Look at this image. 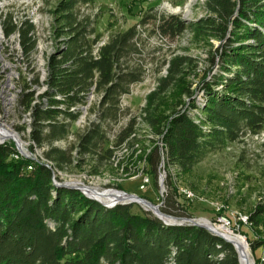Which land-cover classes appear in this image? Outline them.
<instances>
[{
  "label": "trees",
  "instance_id": "trees-1",
  "mask_svg": "<svg viewBox=\"0 0 264 264\" xmlns=\"http://www.w3.org/2000/svg\"><path fill=\"white\" fill-rule=\"evenodd\" d=\"M96 1L62 0L54 12L52 30L62 44L48 61L43 97L54 107L60 105L56 97H64L66 110L33 107L31 141L40 150L47 147L41 151L42 157L60 170L81 167L62 146L55 145L73 135L76 144L70 150L77 148L80 160L86 156L92 174L105 164L111 170L110 165L116 171H130L133 165L126 162L137 159L138 164L147 162L155 176L162 140L167 170L172 166L175 171H166L169 190L160 212L182 216L185 212L176 200L174 178L244 135H258L264 127V0H204L206 15L191 23L164 14L142 19L141 23L152 20V32L169 40L188 31L190 46L207 50L206 68L196 89L202 91L205 101L197 104L192 97V80L199 76L195 74L196 59L173 55L166 75L146 96L140 114L151 145L140 146L144 137L136 133L133 119L115 133L113 147L125 150L120 157L115 149H99L106 138L101 122L118 111L119 97L142 81L141 49L137 47L142 41L136 26L126 31L110 30L106 44L94 58L91 46L100 35L93 34L96 20H91L89 12ZM12 29L6 22V31ZM32 30L29 24L20 30L25 53L34 47L29 36ZM90 35L94 38L88 39ZM212 41L219 45L215 48ZM215 66L217 71L213 72ZM94 84V94L102 99L95 114L99 119L79 135L70 133L68 125L78 113L67 109L83 104ZM170 91L191 100L190 114L173 111L165 115ZM26 97L21 103L28 105ZM56 116L57 121H49ZM12 153L10 145L0 146V264H239L233 246L204 228L165 226L151 213H132V204L105 208L79 191L53 186L52 171L40 164L30 163L31 170H25L28 160H12ZM263 211L259 209L257 216ZM250 222L255 226L257 221L251 216ZM251 247L263 248L264 241ZM256 264H264V259Z\"/></svg>",
  "mask_w": 264,
  "mask_h": 264
},
{
  "label": "rangeland",
  "instance_id": "rangeland-1",
  "mask_svg": "<svg viewBox=\"0 0 264 264\" xmlns=\"http://www.w3.org/2000/svg\"><path fill=\"white\" fill-rule=\"evenodd\" d=\"M61 1L40 0L42 14H48L51 11L54 20V12ZM203 3L204 0H97L93 4L92 11L89 12L91 13L90 16H92L91 20H96L94 35L99 34L102 36L106 32L108 35L110 30L118 32L126 31L133 26L139 27L136 30L142 42H139L137 47L139 50L141 49V65L144 75L141 82L131 85L133 88L141 91V96L139 100H137L139 97H136V100L133 99L131 101L130 109H134L133 119L137 123L135 126L137 129L136 133L144 137V140L139 143L140 146L143 144L141 147L146 146L147 148L151 145L148 141L151 136L147 132L146 127L139 121L141 119L142 105L145 104L146 96L156 87L157 80L166 75L168 60L175 54H187L196 59L197 69L195 74L199 76L198 78H193V80L191 78L194 83L191 91L194 92L192 97L197 104H203L205 101L202 91L196 89L197 83L207 64V50L190 46V34L188 31L175 40H169L152 32V20H148L146 23H141V21L146 16L164 14L166 16H179L185 23L195 22L206 15L203 10ZM40 34L43 35V32ZM57 35L65 37L63 34ZM212 43L215 48L219 45L217 41H212ZM131 61L134 62L132 59ZM216 71L217 66L213 69V72ZM28 89L31 90L30 88ZM33 91L25 94L28 96V98L26 97V101L27 99L29 100L28 105L27 102L23 101L21 103L20 101L17 118L14 119L12 125L9 124L11 120L9 118L6 126H10V129L18 134L19 140L22 144L26 145V150L32 155L33 161L42 162L40 150L34 148L30 141L27 140L26 133L29 131V137H31L33 128L32 108L38 105L43 94L41 86H36ZM167 96L168 107L164 111L165 115H171L173 111L189 114L192 112L189 109L191 100L187 96L173 91L167 93ZM23 97L21 100H23ZM96 98L98 97L96 96ZM34 101L39 102L32 107ZM97 101L92 107L97 104ZM28 113H30V116L26 115ZM128 113L129 110H118L116 113H113L114 115L111 118L106 117L101 122V128L106 133V138L100 143L99 147L102 152L109 147V136L115 135L116 131L129 123L124 121ZM97 118L99 119L95 115L93 122ZM25 120L30 122L29 128L22 123ZM68 131L70 133H78V135L82 133V130L76 129L73 123L68 125ZM7 143L13 148L14 152L17 147L16 142L9 141ZM55 145L62 146L63 150L72 155L73 161H78L81 164V167L73 165V167L63 168L59 171L63 181L78 180L82 182L83 186L88 188L135 195L154 206L159 205L161 201L159 173L156 172L155 176L151 174V168L147 165V162L144 165L138 164L137 159L127 161L126 164L133 165L130 171H116L110 165L113 168L111 170L105 164L96 169L97 174H92V168L89 166L86 156L84 158L80 156V160V153L78 151L76 155H73V151L77 150V148L70 150V147L73 145H68V139L65 143L59 144L57 142ZM111 149L118 150L114 147ZM35 162L28 160L25 170L30 163L38 165ZM163 168L165 171H163ZM166 171L172 173L175 170L172 166H169V170H167V165L161 163L160 174L166 177ZM148 179L149 183L144 184L143 180ZM174 181L177 193L189 191L193 194V197L191 199L185 198L184 201L176 195V200L185 214L171 217L178 219H202L212 225L223 224L219 220L220 218H224L226 220L225 225H228L227 227L234 234L239 235L245 240L250 251L252 264H256L258 260L264 259V247L256 250H252L251 247V244L256 241H264V211L257 216L258 210L264 209V127L258 135H244L239 141L208 155L203 162L195 166L190 172L180 178H174ZM132 205L131 212L134 214L151 213L150 211H145L146 208L144 206L138 204ZM218 207H221L220 211H217ZM178 214L181 215V212H178ZM239 216L241 219L246 218V222L238 220ZM251 216L255 217L257 221L255 226L250 222Z\"/></svg>",
  "mask_w": 264,
  "mask_h": 264
},
{
  "label": "bare ground",
  "instance_id": "bare-ground-1",
  "mask_svg": "<svg viewBox=\"0 0 264 264\" xmlns=\"http://www.w3.org/2000/svg\"><path fill=\"white\" fill-rule=\"evenodd\" d=\"M1 1H8V0H1ZM6 22L8 23V25H11V27L13 28L11 31H6ZM25 24H29L33 27V30L29 34V36H31L32 38L34 47L28 53L24 52L22 42H21V35H20V30L23 28ZM36 25H38V32H37ZM41 32H43V35L40 34ZM0 35H4L5 48L20 49V59L25 60L26 68L37 69L36 85L42 87L43 94L41 96L40 102L34 101L32 103V107L35 104H37V102H39L38 105H40V107L43 110L55 109V108L58 109V106L57 107L50 106L49 102L47 101L45 97H43V95L47 91V85L45 83H46V79L48 76V61L52 55H55L57 53V48L62 43L60 40H56L54 38V34L52 30V17L49 14H42V5L40 4V0H39V6L37 5V3L33 2V0H26L25 7H21L20 10L14 9L12 8V6L0 7ZM38 37H42V42L38 40ZM17 41H20V42H17ZM56 99L60 101V97H56ZM86 99H89V107H92V105L95 104L96 100H100L99 97L96 98L95 94L92 99V88L85 95L84 101H86ZM144 105L145 104L142 105V108L144 107ZM67 111L70 113H78V116H81L84 114V103L81 105L78 104L75 106H70L67 109ZM140 120L141 119H139V121ZM13 123L14 122H11L9 124L12 125ZM22 123L28 127V122L26 120L22 121ZM6 131L9 132L8 137L10 139H13L16 142L18 149L26 150V145L22 144V142L19 140L18 134L14 132L12 129H10V126H6ZM69 138H71V136H69L68 139ZM29 141L34 148L38 149L33 143V141H31L30 137H29ZM158 145L161 148V142H159ZM162 147H163V144H162ZM44 149H47V148L44 147L43 149L41 150L38 149V150H40L41 152ZM76 152L77 150L75 149L73 151V155H76ZM124 152L125 150L116 151L115 155L117 157H120ZM161 155H162V163H165V156L162 152H161ZM30 156L32 155L30 154ZM21 158L31 160V162L33 159V158H28V156L26 155H19V154H13L11 156V159L15 161H18ZM40 158H42L43 161L36 162V163L44 166L49 171H52L53 186L68 188V189H73V190H78V191H79V187L83 186L81 184L82 182L78 180L63 181L61 173H59V171L61 170L56 168L54 163L51 162L50 160L45 159L42 156ZM73 163L76 164L77 162L73 161ZM27 170L30 171L31 166H28ZM168 170H169V167H168ZM163 171H165L164 168H163ZM87 189L96 190L94 188H88V187ZM79 192L82 194V191H79ZM181 193H187V195L185 196V198L187 199H191L193 197V194L190 193L189 191H181ZM82 195L88 199L89 197H92L96 199L97 201H100L103 204L102 206L108 209L113 208L116 205H120L121 203H115V202H113L112 204H107V203L112 202V201H118V200L120 201V200L127 198V196H125L124 194L111 191V190L105 191L101 195H96L95 193L93 194L88 193V194H82ZM220 208L221 207H218L217 211H220ZM221 219H224V218H221ZM163 220L168 223L172 222V220H169L166 218H163ZM238 220H240V216ZM202 223L210 227L216 235L223 237L224 239L228 240L236 247L241 264H252L250 251H249V248L245 240L241 238L239 235L234 234L230 230V228L227 227L228 225H225L224 223L220 225H212V224L207 223V221L205 220L202 221ZM182 226H186V225H182Z\"/></svg>",
  "mask_w": 264,
  "mask_h": 264
},
{
  "label": "built area",
  "instance_id": "built-area-1",
  "mask_svg": "<svg viewBox=\"0 0 264 264\" xmlns=\"http://www.w3.org/2000/svg\"><path fill=\"white\" fill-rule=\"evenodd\" d=\"M33 2L37 3L39 6V0H33ZM26 0H8L1 1L0 7L3 6H12L14 9H21V7H25ZM84 13H87V9H81ZM35 17V16H34ZM92 18V16H91ZM38 32V25H36ZM137 29L139 27H136ZM94 35H90L89 39H93ZM38 40L42 42V37H38ZM107 32L102 36L100 35L99 39L91 46V52L93 53V57L96 58L98 56V52L101 47H103L107 42ZM20 42V41H17ZM36 77H37V69L26 68V63L24 59H20V49L14 48H5L4 35H0V146L8 145L7 142L15 141L8 137V133L6 131V122L10 118L9 123L14 122V119L17 118L18 115V107L20 105L21 98L30 92H32L36 88ZM30 88L31 90H29ZM94 88L95 84L92 85V99L94 97ZM141 91L137 88H133L132 86L129 88L128 92L122 94L119 97L117 108L119 111L129 110L128 115L125 118V122L133 121L134 117V109H130L131 101L133 99H140ZM102 105V99H100V104H97V107H89V99L84 101V114L81 116H76L73 119V125L76 129H80L84 131L89 128L91 124H93V119H95V114H98L99 107ZM65 109L64 106V97H60V106H58V112H63ZM15 114V116H14ZM30 116V114H26ZM49 121H57V116L53 120ZM30 122H28L29 128ZM48 124V121H47ZM27 131V130H26ZM27 133V140L29 141V131ZM115 135L109 136L108 144L109 147L107 150H110L114 146ZM60 144V142H59ZM76 144V138L72 135L71 138L68 139V145ZM29 147V145H28ZM161 151H162V140H161V149L157 154L158 164L156 171L159 173V185H160V203L157 205L160 208L163 206V202L168 193L167 180L165 176L160 174L161 167ZM13 154L26 155L28 158H31L29 152L27 150H20L16 147V150ZM10 159V157H9ZM32 162L33 161L32 159ZM144 184L149 183L148 180H143ZM164 183V184H163ZM166 183V184H165ZM79 191H82V194L95 193L96 195H101L105 191L100 190H88L85 186H80ZM110 191V190H108ZM176 195L185 201V196L187 193H176ZM177 199V198H176ZM115 201L109 202L107 204H112ZM242 222L246 221V218L241 219ZM220 222H226L225 219L219 220Z\"/></svg>",
  "mask_w": 264,
  "mask_h": 264
},
{
  "label": "water",
  "instance_id": "water-1",
  "mask_svg": "<svg viewBox=\"0 0 264 264\" xmlns=\"http://www.w3.org/2000/svg\"><path fill=\"white\" fill-rule=\"evenodd\" d=\"M120 193H122V192H120ZM122 194L127 196V198L123 199V200H120V201L119 200L115 201V203H121L122 205H126V204L143 205L146 208L145 211H150L151 214L157 220H159L162 224H164L165 226H182V225H186V226H197V227L204 228L205 230H207L212 235L222 239L226 243L231 244L233 246V248L235 249L237 255H238V251H237L236 247L231 242H229L228 240L224 239L223 237H220V236L216 235L210 227H208L207 225L202 223V221H204V220H202V219H190V218H185V219L174 218V217H171V216H168V215H165V214L161 213L160 210H159V207L157 205L154 206V205L148 203L147 201H145V200H143V199H141V198H139V197H137L135 195H128V194H125V193H122ZM89 199L97 202L98 204L103 205L100 201H97L96 199H94L92 197H89ZM163 218L172 220V222H169V223L165 222L163 220ZM207 223H209V222H207ZM238 260H239V255H238ZM239 264H241L240 260H239Z\"/></svg>",
  "mask_w": 264,
  "mask_h": 264
}]
</instances>
